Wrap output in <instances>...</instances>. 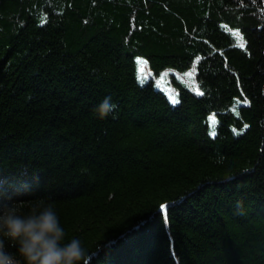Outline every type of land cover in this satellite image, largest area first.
Returning <instances> with one entry per match:
<instances>
[{
    "label": "trees",
    "instance_id": "trees-1",
    "mask_svg": "<svg viewBox=\"0 0 264 264\" xmlns=\"http://www.w3.org/2000/svg\"><path fill=\"white\" fill-rule=\"evenodd\" d=\"M0 196L90 264H264V0H0Z\"/></svg>",
    "mask_w": 264,
    "mask_h": 264
},
{
    "label": "clouds",
    "instance_id": "clouds-1",
    "mask_svg": "<svg viewBox=\"0 0 264 264\" xmlns=\"http://www.w3.org/2000/svg\"><path fill=\"white\" fill-rule=\"evenodd\" d=\"M113 108L105 98L101 118ZM91 258L79 238H67L53 203L33 201L27 212L16 202L0 203V264H90Z\"/></svg>",
    "mask_w": 264,
    "mask_h": 264
},
{
    "label": "rangeland",
    "instance_id": "rangeland-1",
    "mask_svg": "<svg viewBox=\"0 0 264 264\" xmlns=\"http://www.w3.org/2000/svg\"><path fill=\"white\" fill-rule=\"evenodd\" d=\"M138 62H140V68H139V81L141 83H145L146 81H149L148 79L150 77H154L156 86L164 91L168 97L170 98L171 102L173 104L178 103V97L175 95L178 90V83L179 84H186L188 83L189 85L194 87V66L193 68L187 70V71H176V70H166L162 72L158 76H154L150 70L147 68L145 64V60L142 57H139ZM187 85V84H186ZM217 123L216 117H213L211 120V133H215V128H213V124Z\"/></svg>",
    "mask_w": 264,
    "mask_h": 264
},
{
    "label": "snow or ice",
    "instance_id": "snow-or-ice-1",
    "mask_svg": "<svg viewBox=\"0 0 264 264\" xmlns=\"http://www.w3.org/2000/svg\"><path fill=\"white\" fill-rule=\"evenodd\" d=\"M240 46H241V47H244L245 45H244V44H241ZM245 102L247 103V101H245Z\"/></svg>",
    "mask_w": 264,
    "mask_h": 264
}]
</instances>
